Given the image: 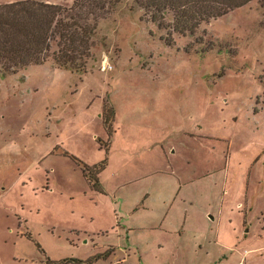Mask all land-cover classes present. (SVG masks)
I'll use <instances>...</instances> for the list:
<instances>
[{
  "label": "rangeland",
  "instance_id": "374dc122",
  "mask_svg": "<svg viewBox=\"0 0 264 264\" xmlns=\"http://www.w3.org/2000/svg\"><path fill=\"white\" fill-rule=\"evenodd\" d=\"M142 15L124 0L101 18L85 72L0 67V264L108 255L121 246L113 221L130 220L150 192L157 201L139 222L159 225L174 204L176 222L186 209L200 233L161 251L177 264H264V8L254 0L172 46ZM64 151L107 159L104 193Z\"/></svg>",
  "mask_w": 264,
  "mask_h": 264
},
{
  "label": "trees",
  "instance_id": "16d2710c",
  "mask_svg": "<svg viewBox=\"0 0 264 264\" xmlns=\"http://www.w3.org/2000/svg\"><path fill=\"white\" fill-rule=\"evenodd\" d=\"M123 1L74 0L70 7L48 0H16L0 4V67L5 73H17L31 65L52 61L58 68L85 72L93 56L99 20ZM133 1L143 11L142 20L164 30L166 35L161 39L172 46L175 35L195 36L204 23L221 18L254 0ZM258 1L264 8V0ZM261 84L264 86L263 79ZM114 121V109L105 107L103 124L109 137L114 133ZM63 155L77 164L92 191L104 193L99 176L107 167V159L88 165L67 151ZM28 237L32 238L31 234ZM35 244L45 253L38 242ZM108 255L97 254L87 261L66 259L53 262L48 259V263L85 264Z\"/></svg>",
  "mask_w": 264,
  "mask_h": 264
},
{
  "label": "crops",
  "instance_id": "0c3cea01",
  "mask_svg": "<svg viewBox=\"0 0 264 264\" xmlns=\"http://www.w3.org/2000/svg\"><path fill=\"white\" fill-rule=\"evenodd\" d=\"M48 1L53 3L50 0ZM151 195V192L145 194L142 200L134 206L132 212L129 211L130 214L128 216L130 220L127 222L119 221L115 226L113 221V226L109 231H111V229L115 230L118 234L119 245L121 246H119V248H117V245L112 247L107 258L109 260H107L108 264H160V260L165 257H162V255L172 256V258H168V260L162 264H177L178 260H174L175 254H162L161 251L165 249H178L182 247V244L185 242H197V235L200 236L199 231L192 229L190 232L186 227L188 210L185 209V217L182 224L181 218L178 219V221H180H177V223L176 219L173 218L175 213L171 210L174 204L170 206L169 211L164 214L163 218H160L159 225L156 223L148 227L145 223L138 221H142V219L149 216L146 213L150 208L148 205L152 200H156L153 199V197L150 198ZM186 207H189V205L186 204ZM131 220H135V222L137 221L138 223L132 224L129 222ZM174 223H176V225H174ZM189 234H191V237H188ZM123 243H127L128 247L123 248ZM173 244H176V248H173ZM132 251H138L139 257H134L135 259H132Z\"/></svg>",
  "mask_w": 264,
  "mask_h": 264
}]
</instances>
